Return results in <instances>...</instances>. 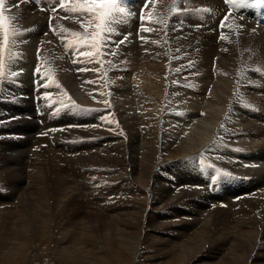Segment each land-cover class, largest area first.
Returning a JSON list of instances; mask_svg holds the SVG:
<instances>
[{
    "label": "bare ground",
    "instance_id": "bare-ground-1",
    "mask_svg": "<svg viewBox=\"0 0 264 264\" xmlns=\"http://www.w3.org/2000/svg\"><path fill=\"white\" fill-rule=\"evenodd\" d=\"M158 1V5H155L156 12L151 10L153 18L146 13L147 17L144 16V21L139 22L141 18H137L139 15L137 12L142 0H133V5L129 2L131 11L128 12L127 8L123 11H115L103 21L101 17L104 13L91 7L90 0H32L31 4L24 0H4L7 5L5 7L11 9H8L10 12H6H8V26L14 36H16L14 32L18 30L16 32L18 38H20L19 35L28 37L33 40L32 45L35 48L34 50L30 45L28 47L27 44L22 43L19 46V43H16L19 47L15 46L16 48L11 50L15 66L18 65L26 70L27 67L33 69L38 58L36 48L39 42H43L46 43L45 47L49 51H47L49 58L38 55L42 58L41 62L39 60L38 62L47 64V68L55 73L56 79L54 83L52 82L53 85L49 86L48 83L41 87L33 86L32 82H28L27 73L20 75L22 76L20 89L26 99L18 97L16 102L11 101L14 94L7 88L5 90L7 94H11L9 102L12 103L6 105L1 111L5 113L1 115L7 120L10 118V121H7L8 123L0 129V136L5 135L3 139H0V150L6 153V155H0L4 157V160L0 162V186L7 185L10 191L0 193V208L4 205H9L7 207L11 208L3 207L5 208L3 211L0 209V237H2L0 260L2 262L11 263L24 247H29L17 244L18 240L15 242V239L13 243H16V247L20 249L13 248L14 244L7 248L6 245L11 242V239L13 240L8 236L12 230L16 233L26 231L24 238H28L31 228L46 223L52 231L58 228L61 230L60 233H66L67 231L62 227L70 225L71 214L74 217V225L83 236H77L79 233L76 232L77 235H71L68 231L70 237L73 236L75 244L72 242V245L67 241L69 247H64V240L67 237L62 241L63 245H59L64 248L58 250L62 253L59 258L62 257L61 259L67 262L73 261L74 264H92L96 261L99 264H107L113 260L117 262L121 245L123 246L121 253L126 255L123 259L125 264L129 262L134 264H264V167L260 168L264 160L258 163L259 167L246 169L243 162H236L237 157L224 150L225 148L217 144L215 139L205 144L206 137L204 139L202 137L196 142L192 140L193 142L184 144L186 140L179 142V138L177 139V136L170 132L172 127L170 128L168 123L161 120L169 116L167 113L165 117L163 116V113L169 109L177 111L185 108L197 116L200 112L203 111V114L207 111V116L202 118L215 124L219 122L221 128H218L219 135H217L220 138H222L221 135L229 138L235 132L250 137L256 142L255 144L244 141L236 144L241 148H253L264 159V96L257 95V92L264 89L261 83H255V78L258 75L261 76V73L264 79V65L261 66L260 62L254 64L256 59L264 60V19L252 15L245 17L243 13L231 10L222 0ZM229 1L235 5L240 0ZM63 3L66 5L63 6ZM249 4L258 3L257 0H252ZM57 5L59 7L55 9ZM192 7L193 10L190 13L188 10ZM86 8L88 11L84 10ZM240 17H245L247 22L236 19ZM49 18H53V28L48 33ZM221 18L227 20L223 28L219 29L218 24ZM138 26L141 29H138ZM108 27L111 33L104 35ZM2 31L5 29H0V37L3 34ZM87 31L91 34L85 36L83 32ZM210 35H215L218 39L211 38ZM121 38L122 43L116 47V43ZM78 40H90L95 43H92L93 47L87 53L77 57V49L81 46ZM65 42L66 44H63ZM107 43L115 48L109 51H115L112 57L104 53V49L106 51L108 49L104 48L103 44ZM79 50L81 51V48ZM192 50L195 52L190 53ZM67 52L69 54H66ZM56 55H59V58ZM121 56H123L121 60L124 61L123 63L119 61L118 64L117 57ZM4 57L0 54V61H2L0 80L7 84L10 72L4 67L6 65ZM47 60L51 62V65ZM106 66L109 67L108 78L112 82L110 84L104 79L103 70L101 71V68ZM77 78L78 81H76ZM129 78L135 79L134 82L137 81L139 85L130 83ZM219 79L221 81L218 84ZM79 81L85 82L86 85L94 84L96 88L99 86L102 90L107 86L115 93L118 92L120 97L139 96V100L142 99L141 101L145 104L144 112L131 115V112L133 113L131 106L120 109L122 112L118 113V110L114 111V107L106 101L104 94L97 93L96 90L91 97L79 96L72 101L65 88L66 86L70 88L71 82ZM172 90L180 93L176 95ZM195 96L197 99L193 98ZM164 97L168 100L163 99ZM163 100L166 106H163ZM198 102L203 104H197ZM38 103L42 105V108L36 107ZM54 112H57L55 116H51ZM28 116H34L30 118L32 122ZM162 123L163 128L159 127ZM166 126L169 131H163L166 130ZM51 139H55V143H51ZM37 143H42L45 150L53 156L51 162L65 167L76 166L77 181L78 178L83 180L84 177H88L83 181V187L79 189L76 186L79 189H75L78 190L76 195L79 198L99 201L107 200V198L111 201L121 199L122 202L110 203L109 209L106 208L109 217L95 216L87 219L91 212L86 211L87 208H84L82 200L81 203L77 202L72 206L69 204L70 207L60 202L61 204L55 208L52 201L57 196V190L53 187L54 183L46 184L48 183L46 178V183L41 182L42 180L35 182L34 176L31 180L37 187L34 189L33 185L35 191L32 192L31 187L29 191L23 185L28 183L27 177L30 173L25 176L26 172H24L22 174L24 178H21L22 176L19 178L18 166L19 163L25 164V158L29 157L25 156L26 153ZM224 143L223 146H225ZM128 150H130L129 157L126 155ZM200 155H204L207 162L213 163L217 169L224 170L220 181L211 182L214 184L212 193L207 190V185L212 179L207 178L209 175L207 170H204L207 175L202 174V176L201 171L199 173L196 160ZM35 165L41 167L40 171L45 169L41 163ZM79 165H81L80 168H78ZM24 166H21L23 170H25ZM141 168L143 172L140 171ZM56 172L47 174L49 180L55 181V184L59 180L57 176L60 175L59 171ZM143 181L152 187L151 197L148 191L146 192L147 189H143ZM201 184H206L204 189H200ZM217 186L222 188L216 189ZM21 190L22 195H19L18 192ZM62 190L61 193H63ZM50 193L53 195L52 199H49ZM68 193L66 198L70 196ZM96 193L97 196H95ZM32 194L36 196V201L31 202L32 204H24L27 199L22 203L23 207L20 201L17 203L18 196H23L24 199L31 198ZM58 195L60 196V193ZM241 195H243L242 198ZM224 202L228 204L227 207L220 208L219 206ZM17 205L22 208L17 210ZM86 213L87 216H84ZM82 214L83 216H80ZM125 216L134 217V221L130 219L127 221ZM81 222L86 227L84 231L79 230ZM35 229L34 227L33 231ZM114 230L119 235L113 234ZM14 231L13 234H15ZM45 231L47 233L48 230ZM57 232L52 238L58 235ZM94 234H98V239H101L99 241L105 246L107 239H111L110 244L114 243L113 247H116L114 249L116 251L103 252L101 250L105 248L104 246L98 250L96 249L98 245L94 246L96 245L94 242L89 243L90 245L86 243L84 237L96 238ZM142 235L145 236L144 254L141 249ZM8 239L10 241L7 243ZM17 239L20 238L17 236ZM91 250L95 251L98 258L89 256L92 253Z\"/></svg>",
    "mask_w": 264,
    "mask_h": 264
},
{
    "label": "rangeland",
    "instance_id": "rangeland-1",
    "mask_svg": "<svg viewBox=\"0 0 264 264\" xmlns=\"http://www.w3.org/2000/svg\"><path fill=\"white\" fill-rule=\"evenodd\" d=\"M26 1V3H28V1H30V0H24V2ZM60 1H64V0H60ZM128 2H130L131 4H132V2L130 1V0H127ZM145 1V0H144ZM143 0H142V3L144 2ZM94 2H97V3H104V1H102V0H94ZM108 2V1H107ZM152 2V3H151ZM154 2V3H153ZM158 0H146L145 1V3H143L144 5H145V8L144 9H142L143 11V14H142V12L140 11H138L137 12V18L139 17V18H141V19H139L140 21L144 18V16L145 17H147V15H146V13H148L149 14V16L151 17V18H153V13H151L152 11V9L154 10L153 12H156L155 11V5L157 6L158 5ZM28 4H31V3H28ZM94 4H96V3H94ZM136 4V3H135ZM133 5V4H132ZM150 5V6H149ZM152 5V6H151ZM7 6V5H6ZM146 6H147V8H146ZM154 6V7H153ZM5 6H3V5H0V13H2V21H0V29L1 28H3V29H5V27H7L8 26V24H9V22L7 21V18H8V12H6V11H9L8 9H10V8H7V7H5ZM127 9H129V10H127L128 12L129 11H131L130 9H131V5H130V8H129V5L127 6H125ZM138 7V6H137ZM137 7H134V8H137ZM141 6H139V8H140ZM153 7V8H152ZM151 8V9H150ZM240 7H237V8H234V11H236V12H238V11H240V9H239ZM4 9H5V11H4ZM96 11H99V12H102V13H104V12H107L108 11V9L107 8H104V9H101V8H99V7H95L94 8ZM150 9V10H149ZM11 10V9H10ZM137 10H138V8H137ZM148 10V11H147ZM192 10H193V7L192 8H190L188 11L191 13L192 12ZM55 11V10H54ZM10 12V11H9ZM131 13V12H130ZM145 14V15H144ZM229 14H231L232 15V13L231 12H229ZM244 15H247V14H245L244 13ZM143 16V17H142ZM4 20V21H3ZM234 23H235V21H234ZM1 25H2V27H1ZM235 25V24H234ZM139 26H141V25H139ZM138 26V29L140 28L141 29V27H139ZM257 26H258V24H257ZM220 29V28H219ZM257 29V28H256ZM258 30V29H257ZM3 32V34H2V36H4L5 37V31H2ZM16 32H18V30L17 31H15L14 33L16 34V36H14L13 37V34L10 32V29L8 28V41H7V43H5V39H4V37H0V47H2L1 48V51H0V54H1V56L2 57H4L5 58V60H6V65L4 66V67H6V71L8 70L9 72H12L13 74H14V76L18 79V77H19V81H20V79H21V77L22 76H20V75H24V74H26L27 73V76H29L28 78L29 79H27L28 80V82H32L33 83V86H41V87H43V86H46V85H48V83H49V86H51V85H53V81H55V79H56V75H55V73H53L50 69H48L47 68V64H42V63H39V64H37V62L35 63V67L33 66V69H32V67H27V70H26V68H22V67H20V68H18V66L16 65L15 66V62L13 61V56L11 55V50L13 49V48H16V47H19V46H21L22 45V43L23 44H27L28 45V47H29V45H30V47L33 49L34 48V45H32V43H33V40H31V39H28V37L26 38L25 36H20L19 35V37L20 38H18V35H17V33ZM48 33L50 32V28L48 29V31H47ZM46 32V33H47ZM138 32V31H137ZM107 33L108 34H110L111 33V31H109V27L106 29V31H105V33H104V35H107ZM89 34H91L90 33V31H87V33H86V35H89ZM46 35V34H45ZM12 36V37H11ZM127 36H128V34H127ZM211 36V38H215V39H218V38H216L215 37V35H210ZM16 38V39H15ZM73 38V37H72ZM71 38V39H72ZM18 39H19V41H18ZM24 39V40H23ZM76 39H78V38H76ZM15 42H14V41ZM24 42H23V41ZM11 41V42H10ZM16 41H18V42H16ZM21 41V42H20ZM75 41V40H74ZM114 42H115V39L113 40ZM14 42V43H13ZM5 43V44H4ZM19 45H17V44ZM31 43V44H30ZM43 42H39V45L37 46V48H36V52H37V54L38 55H44V57H47V58H49L48 57V49H46L47 47H45V45H46V43H43ZM87 43H95L94 41H90V40H88L87 41ZM120 43H122V38L120 39V41H118L117 43H116V47H118L117 45L118 44H120ZM63 44H66V42L65 43H63ZM108 44V45H107ZM107 44H103V47L104 48H106V49H108V51H106L105 49H104V53H106V54H110V56L112 57L113 55H115L114 53H115V51L113 52H109L110 51V49L112 50V49H115L114 47H112V45H110L109 43H107ZM12 45V46H11ZM13 45H14V47H13ZM92 45V44H91ZM16 46V47H15ZM43 46V47H42ZM63 46H65V45H63ZM112 48H111V47ZM7 47V48H6ZM45 47V48H44ZM82 44H81V46L79 47V49L81 48L82 49ZM109 47V48H108ZM8 49H10V50H7ZM78 49V50H79ZM6 50V51H5ZM34 50H35V48H34ZM48 51V52H47ZM106 51V52H105ZM151 51H153V48H151ZM10 52V53H9ZM193 52H195V50H192V51H190V53H193ZM38 55H36L37 57H40V56H38ZM7 56V57H6ZM36 57V58H37ZM56 57L57 58H59V55H56ZM12 59V60H10V59ZM123 58V56H121V57H117V59H118V64H119V61H120V63H123V61L124 60H121ZM37 60V59H36ZM49 60V59H48ZM47 60V62L49 63V61ZM108 60H110V59H108ZM1 63H2V61H0ZM10 62V63H9ZM259 63L261 66H263L264 65V60H260V59H256V61H255V63L254 64H256V63ZM13 63V65H11ZM51 63V62H50ZM49 63V64H50ZM257 63V64H258ZM8 64V65H7ZM36 64H37V66H36ZM0 65H2V64H0ZM51 65V64H50ZM46 66V67H45ZM42 67V68H41ZM45 67V68H44ZM11 68V69H10ZM36 68H39V69H36ZM109 68V67H108ZM108 68H107V66L106 67H104V68H101V71L103 70V72H104V74L103 75H105V77H104V79L105 80H107V83L108 84H110V83H112V82H110V80H109V78H108V73H109V70H108ZM36 69V70H35ZM40 69H42V70H40ZM46 69H48V70H46ZM26 70V71H25ZM29 70V71H28ZM113 69H111V71H112ZM37 71V72H36ZM106 71V72H105ZM19 72H20V74H19ZM50 73V74H49ZM53 74V75H52ZM258 74H259V72H258ZM262 74L263 73H261V76H257L256 78H255V83L256 82H258V83H256V84H260L261 83V85L263 86V89H264V79L262 78ZM52 75V76H51ZM55 77V78H54ZM122 77V76H121ZM108 78V79H107ZM133 78H135V77H133ZM133 78H129V80H130V83H132V84H134V83H136V84H138L137 83V81H135L134 82V80L135 79H133ZM30 80V81H29ZM43 80V82H41L40 83V81H42ZM51 80V81H50ZM45 81V82H44ZM76 81H78V78H77V80ZM220 79L218 80V84L220 83ZM263 81V82H262ZM21 82V81H20ZM53 82V83H52ZM80 82V81H79ZM71 82V85L69 86L70 88H68L67 86H66V88H65V90H67L68 92L70 91V93L71 94H73V96H75V97H82V98H86V97H91V96H93V93H103L104 94V97H105V99H106V101L109 103H112V104H110L109 103V105L110 106H112V107H114L113 109H114V111L115 110H118V113H120V112H122L121 110H123V108L124 107H128V108H130L131 106H132V111H133V113L131 112V115H133V114H136V113H143L144 112V102L143 101H141V100H139L140 99V97L139 96H135V95H130V96H125V98L124 97H120V95L118 94V92L117 93H115L113 90H111L110 88H108L107 86H105V89L104 90H102L99 86H97V88L95 87V85L93 84V85H86V84H84L85 82ZM77 85V86H76ZM139 85V84H138ZM73 86V87H72ZM76 86V87H75ZM72 88V89H71ZM107 88V89H106ZM173 89V88H172ZM6 89H4V87H1L0 88V92H2V91H4V94H7V91H5ZM95 90H96V92H95ZM99 90V91H98ZM102 90V91H101ZM111 90V91H110ZM169 91L171 92V90H170V88H169ZM263 92H264V90H262ZM262 91H259V92H257V95L258 96H264V95H262ZM110 92V93H109ZM172 92H174L175 94L177 93V94H179L180 92H175V90H172ZM75 93V94H74ZM77 93H79V94H77ZM3 94V95H4ZM107 94V96H105ZM118 94V95H117ZM176 94V95H177ZM2 95V96H3ZM85 95V96H84ZM88 95V96H87ZM112 95V96H111ZM165 96H168V94H165ZM111 97V98H110ZM126 97H129V98H126ZM194 99H197L196 98V96L195 97H193ZM24 99H26V98H24ZM104 99V100H105ZM163 99H167V97L165 98H163ZM8 99H5L4 101L6 102ZM90 100V99H89ZM92 100H94L93 99V97H92ZM111 100V101H110ZM126 100H127V102H126ZM168 100V99H167ZM2 102V101H0V112L2 111V109L3 108H5V106H6V103L5 102ZM122 101V102H121ZM2 102V103H1ZM125 102V103H124ZM165 102V100H163V106H166L167 104H165L164 103ZM5 103V104H4ZM125 105H123V104ZM9 104V102L7 103V105ZM39 104V103H38ZM38 104H37V106L36 107H39V108H42V105L41 104H39V106H38ZM129 104H131L130 106H129ZM197 104H203V103H201V102H198ZM4 105V106H3ZM115 105V106H114ZM123 105V107L121 108V106ZM201 106H205V105H201ZM117 108V109H116ZM119 108V109H118ZM136 108V109H135ZM121 109V110H120ZM151 110H153V109H151ZM8 111V110H7ZM113 111V112H114ZM146 111V110H145ZM154 112L156 111V110H153ZM158 111V110H157ZM177 111H179V113L177 112ZM177 111H174V109H169V110H166V112H164L163 113V116L165 117V115H166V113L169 115L168 117H166V118H163V119H161L162 120V122H166V124L171 128V131L170 132H172L173 134H175V137L179 140V142H181L180 140H186L185 142H184V144H187L188 142H193L192 140H194V142H196V140H200L202 137H203V139L205 138V144L206 143H208V142H210V140H212V139H215V141H216V143L218 144H220L221 145V147L224 149V150H226V151H228V152H230V153H233L236 157H237V159H236V162L238 161V162H243V164H246V165H248V166H253L254 164L257 166V167H259V165H258V163H260V162H263V158H261V155L259 154V153H257V151L256 150H253V148H248V147H243V148H241V147H239L238 146V144H236V143H238L239 141H244V142H246V143H248V144H255L256 142L254 141V140H252L250 137H247V136H243L241 133H239V132H235L234 134L232 133L231 134V137H229V138H227V137H224L223 135H221L222 136V138H220V136H218L219 134H218V132H217V130H218V128H221V126H219V122H217L216 124L215 123H213V122H211V121H209V120H207V119H205V118H202V117H205V116H207L206 114H207V111H204V113L202 114V112H200L199 113V115L197 116V114H195L194 112H191V111H189V110H185V108L183 109V110H177ZM187 111H189V112H187ZM175 113V114H171V113ZM181 112V113H180ZM206 112V113H205ZM189 113H191V114H189ZM192 113H193V115H192ZM1 114H5V113H2L1 112ZM39 114V113H38ZM179 114V115H178ZM180 114H181V117H180ZM184 114V115H183ZM201 114V115H200ZM162 116V117H163ZM24 117H26V116H24ZM29 118V120H30V118H32V117H34V116H28ZM173 117V119H171ZM26 119V118H25ZM175 119L177 120V121H175ZM28 120V121H29ZM178 120L180 121V122H178ZM182 120V121H181ZM10 121V118H8V120H7V118L5 117H3L2 115L0 116V129H1V126H3L5 123H8V122ZM31 121V120H30ZM29 121V122H30ZM203 121H204V123H203ZM209 121V122H208ZM32 122V121H31ZM175 122V123H174ZM176 122H177V124H176ZM172 123V124H171ZM181 123V124H180ZM178 124H180V125H178ZM183 124V125H182ZM205 124V125H204ZM162 125H163V123L162 124H160V126L159 127H162ZM208 125V126H207ZM209 125H211V126H209ZM217 125V126H216ZM168 126H166V130H163V131H169V130H167L168 129ZM179 126V127H178ZM163 128V127H162ZM206 128V129H205ZM216 130V131H215ZM229 130H231V128H229ZM185 131V132H184ZM210 131V132H209ZM217 132V133H216ZM215 133V134H214ZM218 134V135H217ZM198 135V136H197ZM208 135V136H207ZM214 135V136H213ZM197 136V137H196ZM5 137V135H1L0 136V139H3ZM209 137V138H208ZM215 137H217V138H220V139H217L218 140V142H217V140H216V138ZM226 138V139H225ZM207 139V140H206ZM209 139V140H208ZM234 139V140H233ZM256 139V138H255ZM52 140V139H51ZM191 140V141H190ZM220 140V141H219ZM225 140V141H224ZM231 140V141H230ZM256 140H258V139H256ZM207 141V142H206ZM221 141H223V142H221ZM226 144H225V143ZM254 142V143H253ZM258 142H260V141H258ZM51 143H55V139L54 140H52L51 141ZM223 143H224V145L225 146H223ZM262 143V142H261ZM46 144V143H45ZM37 145V146H36ZM41 145V146H40ZM227 145V146H226ZM236 145V146H235ZM206 146V145H205ZM204 146V147H205ZM202 147V146H201ZM41 150H40V149ZM43 148V149H42ZM39 149V150H38ZM229 149V150H228ZM38 150V151H37ZM37 153H36V152ZM39 152V153H38ZM41 152V153H40ZM46 152H48L47 150H45V147H43L42 146V143L41 144H39V143H37V144H35V146H33L31 149H30V151H28L27 153H26V155L25 156H29V157H26L25 158V164L24 163H19V170L21 171H19L18 170V177L20 178L21 176V178H24V175H22V174H24V172H26L25 173V176H26V174L28 175V173H30L29 174V176L27 177V179L29 180L28 181V183H30V182H32V183H30V185L28 184V183H26V184H24L23 186H25V187H27V189L29 190V191H31L30 190V187H31V189H32V192L33 191H35V190H33V187H34V189H36V185H34V181H32L34 178V180H35V182H40L41 180V182H43V183H46V179H47V182L48 183H46V184H51L52 185V183H54L55 184V181L53 182V181H51V180H49V178L47 177V174L49 173V172H56V171H59V173H60V175H61V177H60V175L59 176H57V179H59V180H57L56 182L57 183H59V185L56 183L55 185L53 184V187L55 188V190H57L56 192H57V199H56V197L54 198L55 200H51L52 201V204H54L53 206L56 208V206L58 205V204H61V203H66V205L68 206V207H70L69 206V204H71V206H72V204H76L77 202H80L81 203V200H82V198H79L77 195H76V192L81 188V187H83L84 185H82L83 184V181L85 180V179H87L88 177L86 176V177H84L83 178V180L81 179V178H78V181H77V176H76V173H75V171H76V169H77V167L75 166H69V167H65V166H63V165H58V164H55L53 161L51 162V158L53 157L49 152L48 153H46ZM237 152V153H236ZM29 153V154H28ZM31 153V154H30ZM33 153V154H32ZM37 154H38V156H37ZM41 154V155H40ZM50 154V155H49ZM0 155H6V153H4L2 150H0ZM49 155V156H48ZM126 155H127V157H129L130 156V150H128L127 152H126ZM241 155V156H240ZM36 156V157H35ZM40 156H42V158L40 157ZM48 156V157H47ZM264 156V155H263ZM32 157V158H31ZM35 157V158H34ZM38 157V158H37ZM85 157H89V156H85ZM242 157V158H241ZM45 158V159H44ZM48 158V159H47ZM0 162L2 161V160H4V157H0ZM38 159V160H37ZM50 159V160H49ZM53 159V158H52ZM27 160V161H26ZM240 160V161H239ZM35 161V162H34ZM40 161V162H39ZM235 161V160H234ZM245 161V162H244ZM28 164H27V163ZM253 162V163H252ZM43 164L42 166L43 167H45V169L43 168L41 171L39 170V169H41V167L40 166H38V165H35V164ZM47 163V164H46ZM21 164H23V165H25L26 166V168H25V166H24V169L25 170H23V167H21V166H23V165H21ZM45 164V165H44ZM21 165V166H20ZM29 165V166H28ZM32 165V166H31ZM38 167L37 169L35 168V167ZM47 166V167H46ZM82 166H84V164L82 165ZM32 167H34V168H32ZM51 167V168H50ZM81 167V165H79L78 166V168H80ZM264 167V162H263V166L262 167H260V168H263ZM22 168V169H21ZM28 168V169H27ZM31 170H30V169ZM254 168H256V167H254ZM75 169V170H74ZM131 169V168H130ZM199 169V168H198ZM246 169H252V167H249V168H246ZM34 171V173H33V171ZM38 170H39V172H38ZM47 170V171H46ZM62 170V171H61ZM63 170H64V172H63ZM69 170V171H68ZM70 170H72V171H70ZM213 170L214 169H211L209 172H208V177L207 178H212L211 179V181H209V184L207 185V190H209V192L210 193H212V192H214V184L213 183H211V182H216V181H220V175H218L215 171L213 172ZM253 170H255V169H253ZM67 171H68V173H67ZM140 171L141 172H143V169L141 168L140 169ZM200 171L202 172V173H200ZM256 171H258L257 169H256ZM38 172V176H39V178H37L38 176L37 175H35L36 173ZM43 172V173H42ZM41 173V175H39ZM57 173V172H56ZM67 173V174H66ZM199 173L202 175H207V172H205L204 173V171H202L201 169H199ZM210 173H212V174H210ZM214 173V174H213ZM216 173V174H215ZM34 174V175H33ZM45 174V175H44ZM64 174H66L65 175V177H64ZM68 174H70V175H68ZM20 175V176H19ZM30 175H32V178H30ZM202 175V176H203ZM35 176V177H34ZM41 176H42V179H40L41 178ZM44 176H46V177H44ZM69 176V177H68ZM71 176V177H70ZM73 176V177H72ZM34 177V178H33ZM59 177V178H58ZM75 177V178H74ZM216 177V178H215ZM46 178V179H45ZM63 179V180H61V179ZM66 178H68V179H66ZM218 178V179H217ZM32 179V180H31ZM39 181H38V180ZM31 180V181H30ZM61 180V181H60ZM65 180L67 181V182H65ZM69 181V182H68ZM76 182L77 183V185H76V183H70V182ZM52 182V183H51ZM204 182V181H203ZM71 184V185H70ZM146 184V185H145ZM34 185V186H33ZM56 185H58L59 186V188H58V186H56ZM62 185H64L63 187H62ZM67 185V186H66ZM79 185V186H78ZM149 187H148V186ZM205 185L206 184H201V187H200V189H204L205 188ZM69 186H71L70 188L71 189H74V190H71L70 188H68ZM75 186V187H74ZM79 188H77V187ZM5 187V188H4ZM142 187H143V189L144 190H146V192L148 193V195H149V197H151V189H152V187L149 185V183H147L146 181H143L142 182ZM212 187V188H211ZM220 187L221 186H217L216 187V189H220ZM228 187V186H227ZM230 187V186H229ZM1 188H2V190H1ZM3 188H4V190H3ZM58 188V189H57ZM64 189V191L62 190V189ZM66 188V189H65ZM68 188V189H67ZM199 188V187H198ZM222 188V187H221ZM23 189V188H22ZM60 189V190H59ZM70 189V190H69ZM75 189H78L77 191L75 190ZM212 189V190H211ZM8 190L10 191V189L8 188V186L7 185H3V186H0V193H7L8 192ZM59 190V191H58ZM61 190L63 191V193H61ZM68 190V191H67ZM71 191V192H70ZM150 191V192H149ZM60 193V196L58 195L59 193ZM68 192H70V193H68ZM19 193V195H22V190L21 191H19L18 192ZM67 193L68 194H70V196L69 197H71L72 199H73V201H71L72 199H70L69 197L68 198H66V196H67ZM62 194H64V195H62ZM74 195V196H73ZM32 197H33V199H32V197L31 198H29V197H25L24 199L22 198L23 196H18V198H17V203H19V201H20V205H22V207H23V204L22 203H24V200H25V202H26V199H27V202L26 203H24V204H28V205H30V203L32 202H35L36 201V196L35 195H31ZM61 196H63V197H61ZM95 196H97V193L95 194ZM124 196V195H123ZM144 196H145V194L144 195H142V200L144 199ZM242 196L243 195H241V198H242ZM65 197V198H64ZM22 198V199H21ZM53 198V195H52V193H50V198L49 199H52ZM61 200H59V199ZM79 198V199H78ZM86 198V197H85ZM18 199H21V200H23V201H21V200H18ZM35 199V200H34ZM62 199H63V201H62ZM75 199H77V200H75ZM236 199H238V197H236ZM86 200H88L87 198L86 199H83L82 200V202H83V206H84V208L86 207L87 208V212L89 213V211L91 212V213H89L88 214V216H90V217H88L87 216V213L86 214H84V216H87V219L88 218H91V217H97V216H99V217H109V212H107L108 211V209H109V206H110V203H118V202H122V200L121 199H119V201H118V199H114L113 201H111L110 200V198H107V200L106 199H104L103 201H99V200H96V199H92V200H88V201H90V203L88 202V201H86ZM95 200H96V202H95ZM68 201V202H67ZM69 201H71L70 203H69ZM86 201V202H85ZM94 201V202H93ZM107 201H108V203H107ZM117 201V202H116ZM61 202V203H60ZM97 202L100 204V206H99V204H97ZM102 202V203H101ZM31 203V204H32ZM68 203V204H67ZM85 203V204H84ZM91 203H92V206H90L91 205ZM97 205H96V204ZM104 203V204H103ZM87 204V205H86ZM90 204V205H89ZM94 204H95V206H94ZM103 204V205H102ZM20 205H17V210H19L20 208H22ZM64 205V204H63ZM227 203H222L219 207L220 208H226L227 207ZM7 206H9V205H4V206H1V210L3 211V209H5V208H3V207H7ZM104 208H103V207ZM106 206V207H105ZM19 207V208H18ZM54 207H51L52 209H55ZM91 207V208H90ZM102 207V208H101ZM7 208H11V207H7ZM6 208V209H7ZM95 208H99L98 210L99 211H97V209H95ZM101 208V209H100ZM106 208H108V209H106ZM90 209H92V210H90ZM103 209H104V211H106V212H104L103 211ZM89 210V211H88ZM57 211V210H56ZM94 214H93V213ZM97 213V214H96ZM92 215V216H91ZM94 215V216H93ZM72 216V217H71ZM80 216H83V214L82 215H80ZM18 217H20L21 218V215L20 214H18ZM77 217V216H76ZM72 219V221H70V225H68L67 224V226H65V227H62V228H64V230H66L67 232L68 231H70L69 232V234L71 233V235H77L78 233H79V231L77 230L78 228H76V225H74V217H73V215H71L70 214V216H69V219ZM127 221H128V219H130L131 221H134L133 219H134V217H129V216H125L124 217ZM109 220H111V219H109ZM16 222H17V224H18V220H16ZM45 222H46V220H45ZM73 222V223H72ZM83 225L82 227H81V225ZM79 225H80V227H79V225H78V227H79V230H81V231H84V230H86V227L84 226V224L81 222ZM45 226H46V228H45ZM36 228L34 231H33V228ZM33 228H31L32 229V231L30 230L29 232H28V234H29V237L28 238H24L25 237V234L27 233L26 231L24 232V231H21V232H18V233H16V231H14V230H12L10 233H9V239H11V238H13V240L11 239V242H9L10 240L8 239V241H7V245H6V247L7 246H11L12 247V245H13V248H16V249H20V247H16V245L17 244H22V245H25V246H29V247H24V249L23 250H21L20 251V253H19V255H18V257L17 258H15V260H12V262L10 263V262H7V261H4V262H2L1 260H0V263L1 264H34V263H38V262H36V261H40L38 264H40L41 263V261H42V263L41 264H69V263H71V264H74L73 263V261L71 262H67V261H65L64 259H61V258H59L61 255L60 254H62L61 253V250L64 248V247H69V244L67 243V241L68 242H70V244H72V242H73V244H75L74 243V239L72 238V237H70L71 235H69L67 232L65 233V232H61L60 233V231L61 230H58V228L57 229H55V230H51L50 228H49V224H48V227H47V225H46V223H45V225H35ZM67 227V228H66ZM42 228V229H41ZM61 228V229H62ZM85 228V229H84ZM37 229H38V231H37ZM41 229V230H40ZM50 229V230H49ZM83 229V230H82ZM40 230V231H39ZM45 230H48L47 231V233H46V231ZM77 230V231H76ZM13 231H14V233L15 234H13ZM42 231V232H41ZM58 231V232H57ZM24 232V234H22ZM40 232V233H39ZM51 232H52V234H51ZM58 233V235H59V233H60V236H58L57 234V236L56 235H54V238H52L53 237V234H55V233ZM74 232V233H73ZM77 234H76V233ZM116 232V230H114L113 231V234H118V232L117 233H115ZM46 233V234H45ZM50 233V234H49ZM65 233V234H64ZM12 234V235H11ZM33 234H34V236H35V238H34V236H33ZM66 234H68V235H66ZM50 235V236H49ZM64 235V236H63ZM81 235V237L83 236V234H78L77 236H80ZM95 236H96V238L95 237H89V236H86V237H84V239L86 240V243H95L96 245H94V246H97L98 248H96V249H101V248H108V249H102L101 251H103V252H107V251H110V252H114V251H116V250H114V249H116V247H113V245H114V243H113V245H111L110 244V241H111V239H107V243H106V246L105 245H103L100 241H101V239L99 238L98 239V234H94ZM119 235V234H118ZM234 235H236V234H234ZM17 236H18V238H20V239H17ZM33 237V238H31V237ZM15 237V238H14ZM44 237V238H43ZM46 237V238H45ZM55 237H57V238H55ZM63 239H62V238ZM69 238V240H68V238ZM90 238V239H86V238ZM2 237H0V239H1ZM31 238V239H30ZM49 240H48V239ZM65 238H67L66 240H64ZM73 240H71V239ZM16 239V240H15ZM25 239V240H24ZM34 239L36 240L35 241V243H33L34 242ZM56 239V240H55ZM83 239V240H84ZM93 239V240H92ZM96 239H97V241H96ZM145 239V236L143 237V235L141 236V249H142V253L144 254V252H145V250L143 249L144 248V244H143V242L145 241L144 240ZM14 240H15V242L17 243H13L14 242ZM21 242H20V241ZM26 240H30L31 242H28V241H26ZM52 240V241H51ZM54 240V241H53ZM61 240V241H60ZM64 240V242H62ZM100 240V241H99ZM26 241V242H25ZM61 243H60V242ZM109 241V242H108ZM24 242V243H23ZM58 242H59V244H58ZM27 245H26V244ZM42 243V244H41ZM51 243H54V244H51ZM63 243L66 245H64V247L62 248V247H60L59 245H63ZM67 243V244H66ZM112 243V242H111ZM34 246H32V245ZM58 245V248L56 249V246ZM72 244V245H73ZM99 244H101V245H99ZM37 245H38V247H37ZM51 245V246H50ZM54 245H55V247H54ZM68 245V246H67ZM90 245V244H89ZM15 246V247H14ZM35 246L37 247V248H35ZM42 246V247H41ZM92 246V245H91ZM101 246H104V247H101ZM6 247L4 248V249H6ZM60 247V248H59ZM72 246L70 245V248H71ZM111 247V248H110ZM8 248V247H7ZM52 248V249H51ZM70 248H68V249H70ZM110 248V249H109ZM123 248V246L121 245V246H119V258L117 259V262L115 261V260H113V261H111V262H109V263H107V264H125L124 263V261H123V259L125 258V256L126 255H122V251H121V249ZM2 249V248H1ZM46 249V250H45ZM58 249H61V250H58ZM67 249V250H68ZM73 248H71V250H72ZM25 250H27V251H25ZM114 250V251H113ZM30 251V252H29ZM55 251V252H54ZM58 251H60V253L58 252ZM92 251V253L89 255L90 257H92V258H94V257H97L96 255H95V251H93V250H91ZM139 251V250H138ZM28 252V253H27ZM33 252V253H32ZM25 253V254H24ZM26 253H27V255H26ZM53 253V254H52ZM57 253H59V254H57ZM94 254V255H93ZM24 255V256H23ZM60 255V256H59ZM122 255V256H121ZM139 255V252H138V254H137V258L139 257L138 256ZM19 256H21V257H19ZM27 257V258H24V257ZM94 256V257H93ZM121 256V257H120ZM0 258H1V255H0ZM50 258V259H49ZM98 258V257H97ZM22 259V260H21ZM24 259V260H23ZM31 259V260H30ZM61 260V261H60ZM96 260H98V259H96ZM217 259H215V261H216ZM48 261V262H47ZM60 261V262H59ZM121 261V262H120ZM214 261V262H215ZM250 261H251V259H250ZM249 261V262H250ZM54 262V263H53ZM66 262V263H65ZM96 263H97V261H96ZM96 263H92V264H96ZM251 263V262H250ZM97 264H99V263H97ZM126 264H134L133 262L132 263H126ZM139 264V263H138ZM214 264V263H213Z\"/></svg>",
    "mask_w": 264,
    "mask_h": 264
},
{
    "label": "snow or ice",
    "instance_id": "snow-or-ice-1",
    "mask_svg": "<svg viewBox=\"0 0 264 264\" xmlns=\"http://www.w3.org/2000/svg\"><path fill=\"white\" fill-rule=\"evenodd\" d=\"M262 2V0H257V3ZM91 7L95 8V7H99L101 9L104 8H108L107 12H104L103 16L101 17V20L103 21L105 17H109L111 15V13L115 12V11H123L122 8H118L117 7V0H108L107 3H100V4H93L91 5ZM85 11H88V9H84ZM2 13H0V21H2ZM110 31V29H109ZM5 43H7L8 41V30L7 27L5 28ZM77 107H79L78 105H76Z\"/></svg>",
    "mask_w": 264,
    "mask_h": 264
}]
</instances>
